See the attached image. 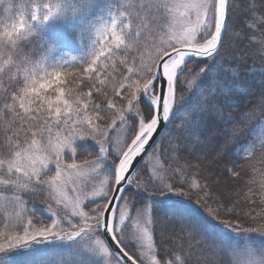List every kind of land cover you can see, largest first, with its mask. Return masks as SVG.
Segmentation results:
<instances>
[{"label":"snow or ice","instance_id":"obj_1","mask_svg":"<svg viewBox=\"0 0 264 264\" xmlns=\"http://www.w3.org/2000/svg\"><path fill=\"white\" fill-rule=\"evenodd\" d=\"M0 5L6 13L0 19V218L23 224L3 236L0 253L60 240L77 242L88 257L70 255L61 264H161L153 241L151 197L194 195L223 229L264 238V195L243 204L211 197L209 185L199 175L190 180L192 173L173 158L184 148L179 136L166 138L168 159L158 167L152 164L163 149L155 137L188 108L191 97L186 94L193 87L198 93L176 126L198 132L229 87L214 65L229 38L233 0H117L106 16L96 13V0H28L15 15L13 4L0 0ZM249 10L256 11L255 4ZM57 17H83L75 38L84 44L87 36L85 57L61 62L59 43L40 35L38 26ZM251 27L259 31L253 34L254 48L264 60V12L251 18ZM37 41L40 59L30 51ZM237 75L233 71L231 83ZM77 81L88 91L73 88ZM257 107L264 117V95ZM255 117L254 108L246 119ZM243 135V128L234 125L224 147L238 144ZM257 140L264 153V127L238 153L233 176H240L235 165L243 167L244 157L255 167ZM87 141L94 151L78 146ZM222 156L223 149L217 158ZM106 165L111 168L107 174L102 171ZM259 171L264 191V168ZM256 182L253 177L251 183ZM130 189L149 199L134 202ZM68 192L74 195L69 198ZM36 196L45 202L47 218L37 217L35 204L29 207ZM184 224L212 251L214 258L204 264H264V247L250 239L225 244L191 218ZM168 255L164 264H191V253L182 245Z\"/></svg>","mask_w":264,"mask_h":264},{"label":"trees","instance_id":"obj_2","mask_svg":"<svg viewBox=\"0 0 264 264\" xmlns=\"http://www.w3.org/2000/svg\"><path fill=\"white\" fill-rule=\"evenodd\" d=\"M233 2L234 7L227 21L229 38L226 39L224 47L220 51L217 65H214L217 75L230 81L229 87L218 96L216 110L205 115L198 132L192 128L179 131L176 125L181 123L188 108L191 107L192 103H195L196 95H198V93L194 95L196 90L193 87L192 93L186 94L191 97L188 108L178 113L175 125H169L158 139V141H162L163 149L157 152L155 158L157 159V167L164 163L168 159L167 150L170 147L166 138L179 136L184 148L179 153L173 154V158L179 157L181 165L192 173L189 179L199 175L202 182L209 185L211 197L223 196L226 202L230 204L237 201L243 204L250 199L259 202L261 196L264 195L259 184V170L264 168V162L261 159L264 153H260L259 149H256L255 158L252 160V164L255 165L254 168L248 164L249 158H244L243 167L238 164L235 165L240 176H233L230 171L235 162L240 159L236 155L237 148L249 140L252 128L264 118L260 116L257 107L261 96L264 95V60L254 48L257 40L253 34L258 36L259 31L256 27L249 28L251 18H258L261 12H264V8L260 7L264 0H233ZM252 4H255L256 7L254 12L249 10ZM233 71L238 73L235 83H231ZM254 108L256 109V117L251 120L246 119L247 114ZM237 124L243 128L244 135L238 144H229L225 148L226 136ZM162 138L164 139L162 140ZM221 149H223V156L216 159L217 153ZM161 152L164 153L163 156ZM253 177L256 178V183H251ZM249 187L252 189L251 192H249ZM130 191H132L131 195L134 202L149 199L146 193H136L134 189H130ZM150 199L154 205L152 212L154 218L153 241L156 245L157 259L161 260V264L171 258L168 253L173 248H178L181 245L191 253V264H197L198 261L199 264H204L207 259L204 257L208 254V248L205 246L202 237L188 231L184 224V218L179 217L185 213L180 214L177 209L171 210L169 206L178 203L186 204L202 213L208 221L217 227H222L211 220L196 202L194 195L191 199L188 197H171L164 200L151 197ZM170 212L179 215L171 217ZM249 238L264 240L255 234ZM61 242L68 243V241H60L59 243ZM46 244L48 242L32 245L38 247ZM24 249L27 248L18 246L8 249L7 252L0 253V259L16 258L25 251Z\"/></svg>","mask_w":264,"mask_h":264},{"label":"rangeland","instance_id":"obj_3","mask_svg":"<svg viewBox=\"0 0 264 264\" xmlns=\"http://www.w3.org/2000/svg\"><path fill=\"white\" fill-rule=\"evenodd\" d=\"M28 0H5V4L11 3L14 5L12 13L13 15L19 13L20 11V5L26 4ZM38 2V0H37ZM131 2V0H129ZM117 6V0H96V8L95 11L97 14L103 13L105 16L108 14L110 10H114ZM6 15L4 10V5H0V19H3V17ZM83 23V17L77 18V19H61L59 17L52 19L47 24L38 26V31L40 35L51 42H58L59 52L57 55V59L59 61L63 60H71V58H83L87 55L89 49H90V43L87 42V36L85 37L86 42L84 44H81L79 40L75 38L76 33L80 30V25ZM40 41H37V43L33 44L30 48L31 52L35 53V58L40 59L43 56V52L40 48ZM67 80H71L69 77H66ZM75 89L83 88L85 92L88 91V88L86 85L81 84L79 81H77L75 84L72 85ZM261 127H264V118H262L259 122L256 123V125L252 128L250 133V138L248 141L255 139L257 136L260 135V129ZM121 139L124 138V134L118 133ZM247 141V142H248ZM247 142L240 145L236 150V155L240 152L242 148H244L247 145ZM78 146L81 148L86 149L88 152H92L95 150V146L91 141L87 142H77ZM259 145V140H257V149ZM83 151V150H81ZM248 158V157H244ZM217 159V157H216ZM152 164L157 166V159L153 158ZM105 174L111 172L110 166H105V168L102 170ZM74 195L71 192H68L69 198ZM32 204H35L37 206L36 215L37 217H40L41 219L47 218V214L43 212L42 208L46 207L45 202L41 199H39V196H36L29 200V207L32 206ZM169 208L177 209L178 212L185 213L184 215H179L178 213H172L170 212L171 217H176L179 215L181 218H191V220L196 221L199 223L207 233V235L215 240L223 241L225 244H231V245H238L241 244L246 239H250L251 243L254 244L257 247H264V240L261 239H254L245 237L240 234L232 233L230 231H227L225 229L219 228L216 225H214L212 222L208 221L202 213L199 211L193 209L192 207L183 204H170ZM35 219V218H34ZM26 223V221L24 222ZM6 224H9L11 227L7 228L5 227ZM23 224H16L14 221H11L10 219H4L0 218V242L3 241V236L9 234L11 231V228H22ZM13 235L19 234L23 235L22 231H19L18 233L12 232ZM203 239V238H202ZM60 240L55 241H48V244L41 245L38 247H35L34 245L30 246L27 249H24L25 251L16 258L11 259H0V264H61V261L66 260L70 255L71 256H77L81 260L87 261L88 257L77 247V242L68 241L67 244L65 243H59ZM22 246V245H21ZM231 256V253L228 254ZM224 258L222 256H218L216 258ZM204 258L210 259L214 258L212 251L208 249V254Z\"/></svg>","mask_w":264,"mask_h":264},{"label":"water","instance_id":"obj_4","mask_svg":"<svg viewBox=\"0 0 264 264\" xmlns=\"http://www.w3.org/2000/svg\"><path fill=\"white\" fill-rule=\"evenodd\" d=\"M167 128V127H166ZM166 128H163L160 132V135L155 137V139L158 141V139L160 138V136L162 135V133L165 131ZM149 151H151V149H149Z\"/></svg>","mask_w":264,"mask_h":264}]
</instances>
